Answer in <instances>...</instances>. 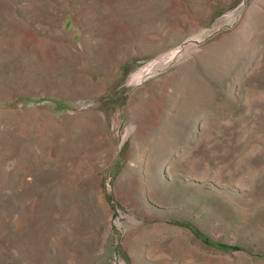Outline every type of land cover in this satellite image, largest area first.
Masks as SVG:
<instances>
[{
    "label": "rangeland",
    "instance_id": "obj_1",
    "mask_svg": "<svg viewBox=\"0 0 264 264\" xmlns=\"http://www.w3.org/2000/svg\"><path fill=\"white\" fill-rule=\"evenodd\" d=\"M0 264H264V0H0Z\"/></svg>",
    "mask_w": 264,
    "mask_h": 264
}]
</instances>
